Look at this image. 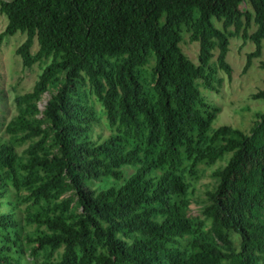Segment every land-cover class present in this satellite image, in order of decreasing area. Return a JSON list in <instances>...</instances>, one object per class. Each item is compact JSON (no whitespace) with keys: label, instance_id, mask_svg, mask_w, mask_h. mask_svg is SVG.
<instances>
[{"label":"trees","instance_id":"16d2710c","mask_svg":"<svg viewBox=\"0 0 264 264\" xmlns=\"http://www.w3.org/2000/svg\"><path fill=\"white\" fill-rule=\"evenodd\" d=\"M0 13V43L26 35L15 49L24 68L50 58L15 98L21 110L5 126L15 135L0 138V207L8 181L28 191L30 204L49 203L26 215L45 226L27 235L30 256L61 249L54 264H264V110L247 132L227 124L211 131L217 107L197 84L213 88L214 50L216 66L230 73L231 36L254 44L243 71L261 54L264 0H0ZM183 29L198 43L197 63L180 47ZM150 57L149 84L140 70ZM84 84L115 129L102 140L89 136L97 117L79 96ZM251 97L264 100V89ZM13 141H28L23 160ZM224 152L231 155L201 210L206 234L186 215L183 173ZM137 164L125 176L123 166ZM65 191L78 211H69V197L55 201ZM18 227L14 209L0 210V264H23Z\"/></svg>","mask_w":264,"mask_h":264},{"label":"rangeland","instance_id":"374dc122","mask_svg":"<svg viewBox=\"0 0 264 264\" xmlns=\"http://www.w3.org/2000/svg\"><path fill=\"white\" fill-rule=\"evenodd\" d=\"M251 10L248 4L244 5ZM7 18L0 13V31L5 27ZM214 24L218 28H222L221 22L213 19ZM255 25L251 23L248 32H252ZM233 29V26L228 28ZM25 33L16 32L13 35L5 36L0 43V138L9 139V136L15 135L6 130L5 126L18 114L21 106L17 104L15 98L18 95L30 91L36 81L42 68L50 61V58L35 62L31 67L24 68L20 57L15 53L16 47L25 39ZM180 47L184 54L197 63L198 43L189 39L188 33L183 29L182 41ZM38 48L37 42L34 39L31 52L34 53ZM254 49V44L249 39H243L241 36H231L229 38L228 51L226 60L231 67L230 73L216 66L215 56L217 50L213 51V57L210 62L211 66V84L213 88L205 86L203 80L198 79L197 84L201 94L212 105L217 107L215 118L212 120L210 130L212 131L217 126L222 124L230 125L247 132L258 114L264 110V100L253 99L251 94L259 89H264V69L259 66L261 61H264V39L262 40L261 54L254 57L250 66L243 71L246 61V53ZM153 57L149 58L148 63L141 68L140 72L143 78L150 84L151 68L153 66ZM61 77V74H58ZM60 80V79H59ZM59 84V81L52 83L48 89L42 93L37 101L39 110H42L46 101L50 97V93L54 92ZM79 96L88 105H91L95 111L97 120L93 123L90 138L95 140H102L108 135L115 133V129L110 127L107 123L105 113L101 103L98 99L89 92V86L84 84L80 87ZM40 116V115H38ZM16 152L22 158L25 157L24 149L28 145L27 142L13 141ZM231 152H224L222 156L218 157L212 163L205 161L199 162L194 168V173L184 172L183 176L188 183V189L185 194L186 201V215L187 217L204 222L202 230L208 234L210 228V221L202 214V208L208 204L206 192L213 190L217 177L215 173L223 168L226 164ZM188 163V161L186 162ZM137 165L123 166L124 174L132 173ZM159 170H154L150 173H159ZM95 185H104L111 183L109 178L94 181ZM7 193L2 198V206L0 210L3 212L9 211L11 208L16 212V218L19 224L18 233L20 238V259L23 264H54L59 259L61 249H58L47 256L46 253L40 252L36 257L29 255V246L27 242V235L38 230H45V226L37 225L26 220V215L41 211L49 205V203H41L39 206L30 204L31 200L25 201L23 198L28 194V191L21 187L16 190L11 182L6 184ZM69 197L71 199L69 204V211L78 207L75 202V196H71L70 191H65L55 201L62 198ZM231 246L234 249L238 248V235L230 234ZM183 244H186V239H183ZM220 243V242H219Z\"/></svg>","mask_w":264,"mask_h":264}]
</instances>
